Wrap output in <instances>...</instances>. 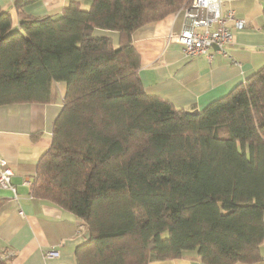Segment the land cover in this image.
I'll list each match as a JSON object with an SVG mask.
<instances>
[{"label":"trees","instance_id":"trees-1","mask_svg":"<svg viewBox=\"0 0 264 264\" xmlns=\"http://www.w3.org/2000/svg\"><path fill=\"white\" fill-rule=\"evenodd\" d=\"M35 1L16 2L19 27L0 6V105L49 102L54 83L66 82L31 193L82 219L78 264L186 252L207 264L258 261L264 65L194 112L146 92L132 38L191 0H71L57 16L26 14Z\"/></svg>","mask_w":264,"mask_h":264},{"label":"crops","instance_id":"crops-1","mask_svg":"<svg viewBox=\"0 0 264 264\" xmlns=\"http://www.w3.org/2000/svg\"><path fill=\"white\" fill-rule=\"evenodd\" d=\"M17 1L0 0L1 9L12 15L15 27L20 23ZM70 1L37 0L22 10L32 16H57ZM82 4L89 5V1L82 0ZM230 8L247 21V27L233 28L234 40L226 45V54L210 48L211 59L205 54L189 57L180 43L170 39L184 22L178 11L133 32L142 60L139 75L147 93L160 95L178 107L201 110L264 65V0H223V11ZM95 34L110 35L118 42L115 31L97 29ZM66 88L64 81L54 83L49 102L0 105V153L11 166L12 182L17 187L16 192L0 190V253H10L9 264H78L75 248L85 241L77 232L82 219L31 193L38 161L50 146ZM52 247L59 252L57 256L47 255ZM260 253L256 262L237 264H264V242ZM148 264L207 263L197 253L186 252L180 257L152 259Z\"/></svg>","mask_w":264,"mask_h":264},{"label":"built area","instance_id":"built-area-1","mask_svg":"<svg viewBox=\"0 0 264 264\" xmlns=\"http://www.w3.org/2000/svg\"><path fill=\"white\" fill-rule=\"evenodd\" d=\"M191 1L190 6L187 3L179 10L184 22L180 31L172 33L170 39L180 43L189 57L205 54L211 59L212 55L208 53V50L212 47H216L217 52L226 54V45L231 44L234 40L232 27L235 29L246 28L247 21L238 18L232 8L223 11V0ZM229 21H233V26L228 25ZM12 176L11 166L0 153V190L17 191L12 182ZM28 183L31 182L28 181ZM58 254L59 252L54 247L47 250L48 256H57ZM9 256L10 253L5 254V257Z\"/></svg>","mask_w":264,"mask_h":264},{"label":"rangeland","instance_id":"rangeland-1","mask_svg":"<svg viewBox=\"0 0 264 264\" xmlns=\"http://www.w3.org/2000/svg\"><path fill=\"white\" fill-rule=\"evenodd\" d=\"M88 6H89V5L83 4V7H84V8H88ZM234 10H235V9H234ZM235 12H236V11H235ZM233 28H234V27H232V29H233ZM243 29H245V28H243ZM238 30H239V29H238ZM240 30H241V29H240ZM184 52H185V51H184ZM185 54H186V53H185ZM32 183H33V182H32Z\"/></svg>","mask_w":264,"mask_h":264},{"label":"water","instance_id":"water-1","mask_svg":"<svg viewBox=\"0 0 264 264\" xmlns=\"http://www.w3.org/2000/svg\"><path fill=\"white\" fill-rule=\"evenodd\" d=\"M194 112H198V110H194Z\"/></svg>","mask_w":264,"mask_h":264}]
</instances>
